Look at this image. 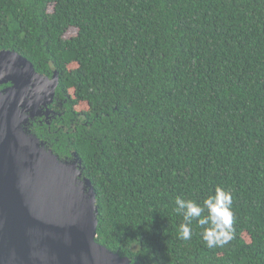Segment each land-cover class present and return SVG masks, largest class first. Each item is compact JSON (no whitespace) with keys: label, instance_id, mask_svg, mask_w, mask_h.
Segmentation results:
<instances>
[{"label":"trees","instance_id":"obj_1","mask_svg":"<svg viewBox=\"0 0 264 264\" xmlns=\"http://www.w3.org/2000/svg\"><path fill=\"white\" fill-rule=\"evenodd\" d=\"M0 51L57 75L65 131L43 134L81 160L96 243L131 264H264V0H0ZM217 187L234 238L210 249L193 219L180 239L176 197Z\"/></svg>","mask_w":264,"mask_h":264},{"label":"water","instance_id":"obj_2","mask_svg":"<svg viewBox=\"0 0 264 264\" xmlns=\"http://www.w3.org/2000/svg\"><path fill=\"white\" fill-rule=\"evenodd\" d=\"M8 82L0 90V264H131L95 242V190L78 156L59 159L28 129L57 75L0 51V85Z\"/></svg>","mask_w":264,"mask_h":264},{"label":"clouds","instance_id":"obj_3","mask_svg":"<svg viewBox=\"0 0 264 264\" xmlns=\"http://www.w3.org/2000/svg\"><path fill=\"white\" fill-rule=\"evenodd\" d=\"M175 211L182 214L184 223L180 225V239L189 240L192 236L190 225L193 219L204 228L202 239L206 247L215 248L223 246L234 238L233 211L231 193L221 187H217L214 196H209L203 202V206L193 200L176 197ZM208 215L201 218L204 210ZM207 226V227H205Z\"/></svg>","mask_w":264,"mask_h":264},{"label":"flooded vegetation","instance_id":"obj_4","mask_svg":"<svg viewBox=\"0 0 264 264\" xmlns=\"http://www.w3.org/2000/svg\"><path fill=\"white\" fill-rule=\"evenodd\" d=\"M46 77L49 78L48 76ZM10 86H11L10 82L6 84H1L0 90ZM63 103L64 101L62 102L54 91L52 100L48 104L47 109L44 108L42 105H39L37 109H35L36 111H33L35 114L34 117L35 119L30 121L28 129L29 131H31V133H33V135H35V137L40 141L41 145L47 151H51L49 149L50 137L44 136L43 133L46 131L47 134L50 135L58 132L59 130L65 131L66 124L65 125L63 124H64V116H66L67 111L64 109ZM37 114H40V116H38ZM70 122H71V126L73 125L75 126L78 122V117L74 116L73 119L70 120ZM59 124L61 125L58 126Z\"/></svg>","mask_w":264,"mask_h":264},{"label":"rangeland","instance_id":"obj_5","mask_svg":"<svg viewBox=\"0 0 264 264\" xmlns=\"http://www.w3.org/2000/svg\"><path fill=\"white\" fill-rule=\"evenodd\" d=\"M74 33H75L74 30H70V31L66 34V37H69V36L73 35Z\"/></svg>","mask_w":264,"mask_h":264}]
</instances>
